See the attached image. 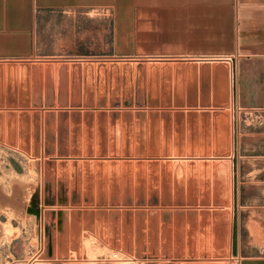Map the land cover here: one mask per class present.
Returning <instances> with one entry per match:
<instances>
[{
  "label": "rangeland",
  "instance_id": "rangeland-1",
  "mask_svg": "<svg viewBox=\"0 0 264 264\" xmlns=\"http://www.w3.org/2000/svg\"><path fill=\"white\" fill-rule=\"evenodd\" d=\"M62 16H37L55 46L0 59V264H239L250 241L233 221L264 205V135L236 105L231 58L111 56L57 39L44 22ZM196 127L214 150L191 146Z\"/></svg>",
  "mask_w": 264,
  "mask_h": 264
},
{
  "label": "crops",
  "instance_id": "crops-1",
  "mask_svg": "<svg viewBox=\"0 0 264 264\" xmlns=\"http://www.w3.org/2000/svg\"><path fill=\"white\" fill-rule=\"evenodd\" d=\"M54 12L63 16L44 23L56 26L57 39L72 36L75 45L98 46L111 56L231 58L236 105L263 119L250 123V136L264 135V0H0V59L55 46L37 31V16ZM256 175L254 186L264 188ZM254 208L245 229L233 221L234 238L250 241L239 264H264L258 243L264 240V205Z\"/></svg>",
  "mask_w": 264,
  "mask_h": 264
},
{
  "label": "bare ground",
  "instance_id": "bare-ground-1",
  "mask_svg": "<svg viewBox=\"0 0 264 264\" xmlns=\"http://www.w3.org/2000/svg\"><path fill=\"white\" fill-rule=\"evenodd\" d=\"M174 60H175V59H174ZM183 60H184V59H183ZM183 60H182L181 62H179L178 64L183 63ZM170 61H171V60H170ZM175 62H176V61H174V63H175ZM177 62H178V61H177ZM186 62H187V60H186ZM189 62H190V60H189ZM174 63H173V64H174ZM191 63H192V60H191ZM196 63H197V62H196ZM203 63H204V62H203ZM188 64H189V63H188ZM186 65H187V64H186ZM208 65H209V64H208ZM176 76H177V75H176ZM206 76H207V75H206ZM171 77H172V76H171ZM204 77H205V76H204ZM169 79H170V77H169ZM171 79H172V78H171ZM175 79H176V78H175ZM177 79H178V78H177ZM177 79H176V80H177ZM182 79H184V78L182 77ZM170 81H171V80H170ZM178 81H179V80H178ZM183 82H186V80L183 81ZM168 83H169V82H168ZM171 83H172V82H171ZM175 83H176V82H175ZM178 83L181 84V82H178ZM178 83H177V84H178ZM183 84H184V83H183ZM208 84H209V83H208ZM171 85H172V84H171ZM179 86H180V85H179ZM182 86H183V85H182ZM184 86H185V85H184ZM206 86H207V85H206ZM180 87H181V86H180ZM180 87H178V88H180ZM210 88H211V87H210ZM170 89H172V88H170ZM183 89H184V88H183ZM211 89H213V88H211ZM211 89H210V90H211ZM177 90H178V89H177ZM180 90H181V89H180ZM186 90H187V89H186ZM189 90H190V89H189ZM167 91H168V90H167ZM183 91H184V90H183ZM208 91H209V90H208ZM168 92H169V91H168ZM168 92H167V93H168ZM175 92H176V90H175ZM180 93H181V92H179L178 94H180ZM183 93H185V92H183ZM186 93H187V91H186ZM189 93H190V92H189ZM199 93H200V92H199ZM171 94H172V93H171ZM171 94H169V95H171ZM209 95H211V94L209 93ZM167 96H168V94H167ZM175 96H176V95H175ZM184 96H185V94H184ZM170 97H171V96H169V98H170ZM181 97H182V95H181ZM172 98H173V97H172ZM190 98H191V97H190ZM194 98H195V97H194ZM165 99H166V97H165ZM181 99H183V98H181ZM201 99H202V98H201ZM166 100H167V99H166ZM171 100H172V99H171ZM212 100H213V99H212ZM197 101H198V100H197ZM197 101H196V102H197ZM184 102H185V101H184ZM211 102H213V101H211ZM171 103H172V102H171ZM214 103H215V102H214ZM164 104H167V103H164ZM181 104H182V103H181ZM183 104H184V103H183ZM174 106H175V105H174ZM199 106H201V104H200ZM209 106H210V105H209ZM214 106H215V104H214ZM176 107H177V106H176ZM187 107H188V106H187ZM193 107H195V106H193ZM193 107H192V108H193ZM181 108H183V107H181ZM184 108H185V107H184ZM176 110H177V109H176ZM186 110H187V108H186ZM189 110H190V109H189ZM204 110H205V109H204ZM209 110H210V109H209ZM180 111H181V110H180ZM172 112H173V111H172ZM182 112H183V111H182ZM213 112H214V111H213ZM176 113H177V111H175V114H176ZM186 113H187V112H186ZM201 113H202V112H201ZM175 114H174V115H175ZM177 114H179V113H177ZM183 114H184V113H183ZM183 114H182V115H183ZM205 114H207V112H206ZM179 116H180V114H179ZM184 116H186V114H185ZM200 116H201V115H200ZM200 116H199V117H200ZM176 117H177V116H176ZM211 117H212V116L210 115V116L208 117V119H210ZM214 117H215V116H214ZM172 119H173V118H172ZM182 119H183V116H182ZM197 119H198V121L200 122L199 118H197ZM208 119H207V120H208ZM184 120H185V119H184ZM211 120H213V119H211ZM211 120H210V121H211ZM172 121H173V120H172ZM172 121H171V122H172ZM182 121H183V120H182ZM186 121H187V120H186ZM211 122H213V121H211ZM187 123H188V122H187ZM200 123H201V122H200ZM185 124H186V123H185ZM192 124H193V123H192ZM213 124H214V123H213ZM216 124H217V123H216ZM197 125H198V124H197ZM208 125H209V122H208ZM218 125H219V124H218ZM175 126H176V124H175ZM185 126H186V125H185ZM210 126H211V124H210ZM216 126H217V125H216ZM213 127H215V126H213ZM196 128H197V127H196ZM198 128H199V127H198ZM198 128H197V130H195V131H196V132H195V136H194L193 138H191V140L189 139V140H190V143H191V146H192L193 144H195V143H196V144H203L205 141L208 140V137H207V139L204 141V139L206 138L205 135L207 134V133L205 134V132H206V130L208 131V129L205 130V129H203V128H202V129H201V128L198 129ZM205 128H206V127H205ZM218 128H219V127H218ZM171 129H172V128H171ZM176 129H177V128H176ZM180 129H181V128H179V130H180ZM210 129H211V127H210ZM212 129H213V128H212ZM212 129H211V130H212ZM219 129H220V128H219ZM169 130H170V128H169ZM184 130H185V129H184ZM186 130H187V129H186ZM213 130H216V129H213ZM213 130H212V131H213ZM182 131H183V130H182ZM188 131H189V130H188ZM190 131H191V130H190ZM212 131H210V132L212 133ZM217 131H218V130H216L215 132H217ZM166 132H167V131H166ZM170 132H171V130H170ZM184 132H185V131H183V135H184ZM210 132H209V133H210ZM218 132H219V131H218ZM221 133H224V132H221ZM185 134H186V133H185ZM216 134L218 135V133H216ZM170 135H172V133H171ZM183 135H182V136H183ZM186 135H187V134H186ZM188 135H189V134H188ZM188 135H187V136H188ZM208 135H209V134H208ZM211 135H212V134H211ZM211 135H210V136H211ZM154 136H155V135H154ZM163 136H164V135H163ZM173 136H174V135H173ZM212 136H213V135H212ZM220 136H221V135H220ZM220 136H219L218 138H220ZM222 136H223V135H222ZM215 137H216V135H215ZM153 138H154V137H153ZM153 138H152V139H153ZM155 138H156V137H155ZM162 138H163V137H162ZM184 138H185V136H184ZM184 138H182V139H184ZM186 138H188V137H186ZM209 138H210V137H209ZM216 138H217V137H216ZM174 139H175V138H174ZM211 139H212V138H211ZM145 140H148V139H145ZM153 140H154V139H153ZM153 140H152V141H153ZM213 140H214V138H213ZM220 140H221V138H220ZM224 140H225V139H224ZM152 141H151V142H152ZM170 141H171V140H170ZM179 141H180V139H179ZM181 141H183V140H181ZM208 141H209V144H210L211 141H210V140H208ZM208 141H207V142H208ZM215 141H216V140H215ZM218 141H219V140H218ZM221 141H222V140H221ZM148 142L150 143V139L148 140ZM153 142H154V141H153ZM171 142H172V141H171ZM183 142H184V141H183ZM212 142H213V141H212ZM146 143H147V142H146ZM154 143H156V142H154ZM154 143H153V144H154ZM220 143H221V142H220ZM147 144H148V143H147ZM157 144H158V143H157ZM174 144H175V143H174ZM184 144H185V142H184ZM186 144H187V143H186ZM205 144H206V142H205ZM209 144H208V145H209ZM213 144H214V143H213ZM213 144H212V145H213ZM149 145H150V144H149ZM149 145H148V146H149ZM179 145H180V143H179ZM198 146L201 148L200 145H198ZM210 146H211V144L209 145V147H210ZM152 147H153V146H152ZM162 147H163V146H162ZM162 147H161V148H162ZM174 147H175V146H174ZM204 147H205V146H202V148H204ZM206 147H207V146H206ZM209 147H208V148H209ZM211 147H212V146H211ZM211 147H210V149H211ZM220 147H221V146H220ZM220 147H219V148H220ZM146 148L151 149L150 147H147V146H146ZM157 148H158V147H157ZM161 148H159V149H161ZM164 148H165V147H163V149H164ZM183 148H184V146H183ZM194 148H195L194 150L196 151L197 147H194ZM215 148H216V147H215ZM189 149H190V151H191V148H189ZM189 149H188V152H189ZM212 149H213V147H212ZM217 149H218V148H217ZM221 149H222V148H221ZM221 149H220V150H221ZM146 150H147V149H146ZM180 150H181V148H180ZM180 150H179V151H180ZM186 150H187V149H186ZM194 150H193V151H194ZM197 150H198V149H197ZM200 150H202V149H200ZM200 150H199V151H200ZM205 150H208V149H205ZM213 150H214V149H213ZM215 150H216V149H215ZM218 150H219V149H218ZM218 150H217V152L219 153ZM147 151H148V150H147ZM160 152H161V151H160ZM196 152L199 153L198 151H196ZM204 152L206 153V151H203V153H204ZM212 152H213L212 154H214V151H212ZM155 153H156V152H155ZM155 153H154V151H153V153H151V154H155ZM179 153H180V152H179ZM182 153H183L182 156H184V151H183ZM186 153H187V151H186ZM190 153H191V152H190ZM190 153H189V154H190ZM192 153H193V152H192ZM197 153L194 152L193 154H194V155L196 154V155L198 156ZM205 153H204V155H205ZM210 153H211V152H210ZM210 153H208V155H209ZM147 154L149 155L150 153L147 152ZM151 154H150V155H151ZM189 154H187L186 156H189ZM193 154H192V155H193ZM201 154H202V153H201ZM155 155H156V154H155ZM179 155H180V154H179ZM190 155H191V154H190ZM199 155H200V154H199ZM204 155H203V156H204ZM216 155H217V153H216ZM160 156H162V154H161ZM172 156H173V155H172ZM201 156H202V155H201ZM211 156H212V155H211ZM163 157H164V156H163ZM163 157H162V158H163ZM165 157H166V156H165ZM174 157H175V156H174ZM180 157H181V156H180ZM192 157H194V156H192ZM198 157H199V156H198ZM213 157L215 158V156H213ZM213 157H212V158H213ZM166 158H167V157H166ZM169 158H170V157H169ZM181 158H182V157H181ZM185 158H186V157H185ZM185 158H184V160H185ZM190 158H191V157H190ZM200 158H201V157H200ZM203 158L206 159L205 156H204ZM209 158H210V156H209ZM174 159H175V158H174ZM188 159H189V158H188ZM192 159H193V158H192ZM192 159H191V160H192ZM207 159H208V158H207ZM160 160H162V159H160ZM209 160H210V159H209ZM211 160H212V159H211ZM197 161H198V160H197ZM164 162H165V159H164ZM171 162H172V161H171ZM184 162H186V161H184ZM209 162H210V161H209ZM198 163H199V162H198ZM198 163H197V164H198ZM209 164H210V163H209ZM163 165H164V164H163ZM164 166H165V165H164ZM172 166H173V165H172ZM197 166H198V165H197ZM209 166H210V165H209ZM171 168H172V167H171ZM184 168H185V166H184ZM165 169H166V167H165ZM168 169H170V167H169ZM168 169H167V170H168ZM197 170H198V169H197ZM163 171H164V170H163ZM170 171H171V170H170ZM185 171H186V170H185ZM185 171H184V173H185ZM166 173H168V172L166 171ZM170 173L172 174V172H170ZM172 175H173V174H172ZM163 176H164V175H163ZM181 176H182V175H181ZM190 176H191V175H190ZM165 177H166V176H165ZM167 177H168V176H167ZM184 177H185V176H184ZM170 178H171V177H170ZM197 179H198V176H197ZM171 180H172V179H171ZM171 180H170V181H171ZM32 181H33V180H32ZM172 181H173V180H172ZM172 181H171V183H172ZM185 181H186V180H185ZM153 182H154V181H153ZM173 183H174V182H173ZM175 183H176V182H175ZM184 183H185V182H184ZM197 183H198V182H197ZM32 184H33V183H32ZM35 184H36V183H35ZM153 184H154V183H153ZM156 184H157V183H156ZM13 185H14V184H13ZM23 185H24V184H23ZM154 185H155V184H154ZM171 185H173V184H171ZM183 185H184V184H183ZM185 185H186V184H185ZM14 186H15V185H14ZM39 186H40V185H39ZM157 186H158V184H157ZM10 187L12 188V191H13V186L10 185ZM17 187H18V185H17ZM17 187H16V188H17ZM24 187H25V186H24ZM150 187H152V186H150ZM154 187H155V186H154ZM184 187H185V186H184ZM16 188H15L14 191H17ZM18 188H19V187H18ZM22 188H23V187H22ZM26 188H27V187H26ZM32 188H33V187H32ZM152 188H153V187H152ZM178 188H179V187H178ZM153 189H154V188H153ZM156 189H157V188H156ZM176 189H177V188H176ZM184 189H185V188H184ZM197 189H198V187H197ZM20 190H22V189H20ZM32 190H33V189H32ZM178 190H179V189H178ZM14 191H13V192H14ZM38 191H39V190H38ZM213 191H214V190H213ZM13 192H12V193H13ZM19 192H20V191L18 190V192H15V193L18 195ZM183 192H184V191H182V193H183ZM21 193L23 194V192H21ZM21 193H19V194H20L19 196L22 195ZM24 193H25V192H24ZM26 193H27V192H26ZM29 193H30V192H29ZM184 193H185V192H184ZM184 193H183V194H184ZM13 194H14V193H13ZM13 194H12V197L15 196V195H13ZM177 194H178V193H177ZM17 195H16V196H17ZM54 195H55V194H54ZM179 195H180V194H179ZM26 196H27V195H26ZM26 196H25V197H26ZM182 196H183V195H182ZM184 196H185V194H184ZM180 197H181V195H180ZM21 198H22V197H21ZM183 198H185V197H183ZM183 198H182V199H183ZM209 198H210V197H209ZM178 199H179V198H178ZM198 199H199V198H198ZM184 201H185V200H184ZM198 201H199V200H198ZM198 201H197V202H198ZM38 203H39V205H38V210L42 213V212H43V208H45L46 206H44V205L42 204V203H43L42 201H38ZM69 204H70V203H69ZM196 204H197V203H196ZM67 205H68V204H67ZM71 205H73V204H71ZM192 205H193V204H192ZM50 206H51V205H50ZM52 206H53V205H52ZM56 206H57V205H56ZM60 206H61V205H60ZM63 206H64V205H63ZM68 206H69V205H68ZM188 206H189V205H188ZM194 206H195V204H194ZM47 207H48V206H47ZM58 207H59V206H58ZM196 207H197V206H196ZM206 207H207V206H206ZM49 208H50V207H49ZM56 208H57V207H56ZM62 208H63V207H62ZM65 208H66V207H65ZM67 208H68V207H67ZM67 208H66V210H67ZM199 208H200V207H199ZM23 209L28 210V209L25 208V207H23ZM185 209H186V208H185ZM191 209H192V208H191ZM193 210H194V209H193ZM195 210L197 211V209H195ZM195 210H194V211H195ZM68 211H69V210H68ZM67 213H68V212H67ZM195 213H196V212H195ZM198 213H199V212H198ZM68 215H69V214H68ZM198 215H199V214H198ZM210 216H211V215H210ZM68 217H69V216H68ZM194 218H195V217H194ZM198 218H199V217H198ZM68 219H69V218H68ZM69 220H70V219H69ZM69 220H68V222H69ZM197 220H198V219H197ZM204 226H205V224H204ZM182 228H183V227H182ZM204 228H205V227H204ZM183 229H185V228H183ZM195 229H196V228H195ZM197 229H198V226H197ZM197 231H198V230H196L195 233H198ZM182 232H183V231H182ZM190 232H191V231H190ZM42 233H43V232H42ZM40 234H41V233H40ZM177 234H178V233H177ZM184 234H185V233H184ZM42 236H43V235H41V237H42ZM68 236H69V235H68ZM82 236H83V235H82ZM190 236H192V234H190ZM188 237H189V236H188ZM196 238H197V237H196ZM198 238H199V237H198ZM40 239H41V238H40ZM42 239H43V237H42ZM42 239H41V240H42ZM188 239H189V238H188ZM194 240H195V239H194ZM197 240H198V239H197ZM82 241H83V240H82ZM203 241H204V239H203ZM177 242H178V241H177ZM179 242H180V241H179ZM187 242H188V241H187ZM80 243H81V242H80ZM82 243H83V245H84V244L87 245V247L89 248V250L92 249V244H91V241H90L89 238H84V241H83ZM183 243H185V242H183ZM203 243H204V242H203ZM184 245H185V244H184ZM195 246H196V245H195ZM197 246H198V245H197ZM198 247H199V246H198ZM38 248L40 249L41 247H38ZM68 251H69V250H68ZM71 253H72V252H71ZM69 254H70V252H69ZM70 256H71V255H70ZM70 256H69V257H70ZM69 257L67 258V260H70ZM71 259H72V258H71ZM67 260H66V261H67ZM67 262H68V261H67ZM71 262H72V261H71ZM71 262L69 261L68 264H70Z\"/></svg>",
  "mask_w": 264,
  "mask_h": 264
},
{
  "label": "water",
  "instance_id": "water-1",
  "mask_svg": "<svg viewBox=\"0 0 264 264\" xmlns=\"http://www.w3.org/2000/svg\"><path fill=\"white\" fill-rule=\"evenodd\" d=\"M35 213H36L37 218H40L42 220V218H43V212L41 214V212L37 209L35 211ZM143 264H156V263H143Z\"/></svg>",
  "mask_w": 264,
  "mask_h": 264
}]
</instances>
